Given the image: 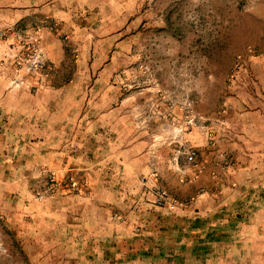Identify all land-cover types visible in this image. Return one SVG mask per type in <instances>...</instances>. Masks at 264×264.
Returning <instances> with one entry per match:
<instances>
[{
  "label": "rangeland",
  "instance_id": "rangeland-1",
  "mask_svg": "<svg viewBox=\"0 0 264 264\" xmlns=\"http://www.w3.org/2000/svg\"><path fill=\"white\" fill-rule=\"evenodd\" d=\"M0 264H264V0H0Z\"/></svg>",
  "mask_w": 264,
  "mask_h": 264
},
{
  "label": "built area",
  "instance_id": "built-area-1",
  "mask_svg": "<svg viewBox=\"0 0 264 264\" xmlns=\"http://www.w3.org/2000/svg\"><path fill=\"white\" fill-rule=\"evenodd\" d=\"M194 157L192 154L189 155V159L192 160ZM157 202L159 205H163L164 203H168L169 202V198H168V194L166 192H162L158 195L157 197ZM170 206L173 208L174 205L172 204V202L170 201Z\"/></svg>",
  "mask_w": 264,
  "mask_h": 264
}]
</instances>
